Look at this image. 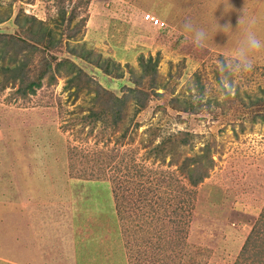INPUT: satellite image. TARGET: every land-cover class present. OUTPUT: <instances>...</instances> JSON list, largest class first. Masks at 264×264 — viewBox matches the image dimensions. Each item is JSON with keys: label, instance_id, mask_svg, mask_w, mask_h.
Instances as JSON below:
<instances>
[{"label": "rangeland", "instance_id": "1", "mask_svg": "<svg viewBox=\"0 0 264 264\" xmlns=\"http://www.w3.org/2000/svg\"><path fill=\"white\" fill-rule=\"evenodd\" d=\"M249 30L264 0H0V199L23 207L0 264H264Z\"/></svg>", "mask_w": 264, "mask_h": 264}, {"label": "crops", "instance_id": "2", "mask_svg": "<svg viewBox=\"0 0 264 264\" xmlns=\"http://www.w3.org/2000/svg\"><path fill=\"white\" fill-rule=\"evenodd\" d=\"M3 190L13 192L14 186L11 185V187H5V189ZM22 210L23 207L19 203V198H16L15 201H3L0 199V235H12L11 239H16V236L20 239V234L14 232L16 231L15 223L19 222V219L23 220V217L21 216V214L23 213ZM46 233L47 232L45 229H42L41 231H35V233L30 230V233H28V235H21V238H23L24 240V238L30 237L33 240H38L40 239L38 235H45Z\"/></svg>", "mask_w": 264, "mask_h": 264}, {"label": "clouds", "instance_id": "3", "mask_svg": "<svg viewBox=\"0 0 264 264\" xmlns=\"http://www.w3.org/2000/svg\"><path fill=\"white\" fill-rule=\"evenodd\" d=\"M204 35V33H201V36ZM262 50H264V39H262L257 32L249 30L242 42V46L236 53L244 70L250 71L252 69V63L249 57Z\"/></svg>", "mask_w": 264, "mask_h": 264}, {"label": "trees", "instance_id": "4", "mask_svg": "<svg viewBox=\"0 0 264 264\" xmlns=\"http://www.w3.org/2000/svg\"><path fill=\"white\" fill-rule=\"evenodd\" d=\"M50 34L51 32L50 31H47L46 32V35H49L48 38H50ZM82 57V55H81ZM61 64V61L58 62L56 64V70L58 71V66ZM100 69H102V71H104V73H107L109 74L110 73V67L113 66L114 68H117L119 67V65L114 62L113 60L111 59H104L102 62H97L96 64ZM80 71V70H79ZM81 72V71H80ZM27 78V77H26ZM26 78H24L23 76L20 77L21 79V82H20V87L18 89V91L21 93V94H26L27 92H30V93H33L34 91V88H36L37 86L40 85V81H34V80H30L29 82L26 81ZM54 77H50V79H53ZM118 115V114H117ZM119 119V116L115 119V120H118ZM260 222H257L255 223V227H257V225H259ZM256 231L253 230L252 233H250L248 236H247V239L245 240V243L242 247V249H246L247 246H248V243L251 239H253V241L256 239L257 240V236L255 235ZM251 235V236H250ZM256 236V237H255ZM259 236V235H258Z\"/></svg>", "mask_w": 264, "mask_h": 264}, {"label": "built area", "instance_id": "5", "mask_svg": "<svg viewBox=\"0 0 264 264\" xmlns=\"http://www.w3.org/2000/svg\"><path fill=\"white\" fill-rule=\"evenodd\" d=\"M145 20H147L150 24L155 25V26H162V21L151 13H146L145 14Z\"/></svg>", "mask_w": 264, "mask_h": 264}]
</instances>
